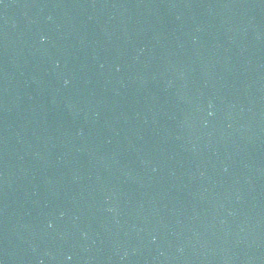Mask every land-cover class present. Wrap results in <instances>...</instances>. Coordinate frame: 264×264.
<instances>
[{
    "label": "water",
    "instance_id": "water-1",
    "mask_svg": "<svg viewBox=\"0 0 264 264\" xmlns=\"http://www.w3.org/2000/svg\"><path fill=\"white\" fill-rule=\"evenodd\" d=\"M0 105L177 264H264V0H0Z\"/></svg>",
    "mask_w": 264,
    "mask_h": 264
}]
</instances>
